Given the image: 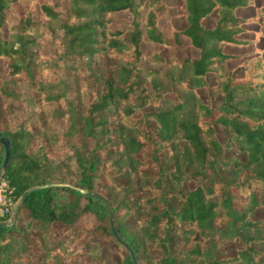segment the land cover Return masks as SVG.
Wrapping results in <instances>:
<instances>
[{
  "label": "trees",
  "instance_id": "trees-1",
  "mask_svg": "<svg viewBox=\"0 0 264 264\" xmlns=\"http://www.w3.org/2000/svg\"><path fill=\"white\" fill-rule=\"evenodd\" d=\"M170 1L176 2L179 14H171V4L165 0H67L64 10L63 0H0V64L5 61L6 67V77H0V118L24 107L25 98L17 91L20 82L41 84L31 47L52 40L56 49L50 59L57 63L73 57L65 72L80 77L84 87L78 88V100L68 98L64 88L58 96L43 93L36 107L40 110L46 102L65 99L66 107L55 108L50 116L67 125L64 136L71 156L66 161L73 158L80 170L76 186L94 191L100 166L136 184L122 188V198L109 203L114 228L133 250L137 264L152 250L163 253L154 264H260L264 219L253 220L251 214L264 208V0ZM13 3H21L24 11L11 23ZM124 11L130 14L129 28H111L113 14ZM212 15L215 20L208 25ZM162 16L172 24L182 19L184 25L166 35L158 25ZM143 44L156 45V52L146 56ZM168 47L197 51L192 57L170 59L188 73L194 88L206 90L207 101L192 106L194 120L179 117L182 101L159 108L167 99L164 95L177 94L188 85L181 77L149 67L154 59L163 60L158 53ZM230 47L248 51L233 53ZM234 61L238 63L230 67ZM73 112L80 117L74 119ZM215 126L227 131L224 142ZM76 132L92 140L93 146L69 144ZM0 136L11 141L0 180L12 188L14 200L21 198L17 221L0 226V264H57L68 259L58 246L36 256L32 240L23 236L20 213L28 216L25 229L31 226L46 235L59 225L67 229V236L81 217L93 214V224L78 240L84 250L91 238H113L106 206L99 198L69 186L27 191L63 182L44 148L30 149L31 132L12 131L6 124ZM230 148L240 151L244 160L237 155L226 159ZM100 151L107 153L105 160ZM118 152L127 160L119 169ZM186 153L187 173L183 172ZM3 158L0 144V167ZM218 165L231 169L230 181ZM184 177L195 186L182 188ZM138 185L150 192L141 199L146 217L125 228L118 211ZM174 238L180 239L178 251L170 256L168 245ZM236 240L243 247L234 256L215 257L217 248ZM114 241L118 264H132L126 248Z\"/></svg>",
  "mask_w": 264,
  "mask_h": 264
},
{
  "label": "rangeland",
  "instance_id": "rangeland-1",
  "mask_svg": "<svg viewBox=\"0 0 264 264\" xmlns=\"http://www.w3.org/2000/svg\"><path fill=\"white\" fill-rule=\"evenodd\" d=\"M165 1H168V4H171V14H179L176 2H171L170 0ZM66 4L67 0H63L61 7L62 10L66 8ZM23 11V5L21 3H13L10 9L9 21L11 23L16 22L19 15ZM113 17L114 23L111 25V28H129L130 14L128 12L124 11L115 13L113 14ZM214 20V15L208 17L207 24L212 25ZM175 22L172 24L167 17L162 16L158 20V25L163 28L166 35H171L174 27L181 28L184 25V21L182 19H176ZM141 48L146 56L153 55L157 50V47L154 44H143ZM55 49L56 47L54 42L49 39L44 40L42 43H36L31 47L33 53L32 64L37 68V70H39L40 75L38 76V80L41 84L23 81L17 85V91L25 98V105L22 109L16 111L8 117H1L0 130L8 124V128L12 131L22 128L31 132L33 134V139L30 142V149L37 150L38 146H42L48 159L52 164L56 165L57 170H59L57 175L61 177V180H63V182L75 184L79 177L80 170L75 164L73 158L66 161V158L71 156V152L68 148V144H66V138L64 136L67 125L60 119L52 120L50 116L55 108L66 107L65 99L59 98L55 101L46 102L42 104L40 110L36 107L40 100L39 98L43 93L50 96H58L61 92L60 90L64 88L68 98L78 100L80 95L78 88L84 87L80 77L76 75H69L65 72V68L72 65L73 57H68L57 63L50 59V56L55 52ZM229 50L233 53H238L243 52V50L248 51V48H244L242 50L241 48L230 47ZM196 54L197 51L189 47H168L158 53V58L163 60L154 59L151 63H148L149 67L161 69L176 79L181 77L188 82L187 87L180 89L177 94L171 92L164 95L167 99L159 108L168 109L172 104L182 101V109L178 112L179 117L183 118L186 116L192 120H194L196 116L192 106L201 101H207L206 90L204 87L194 88V84L193 82H190L188 73L181 70L176 65L171 64L172 62L170 59L175 58L180 60L185 57H192ZM237 63L238 61L230 62L229 66L234 67ZM0 77H6L5 61L0 64ZM210 78L211 77H208V82L213 84V80ZM149 84L150 82H147V85ZM151 108L155 109V107H150V109ZM79 117L80 113L73 112L74 119ZM148 125L152 126L153 122H148ZM215 131L220 142H224L228 136L227 131L219 126H215ZM69 144H76L80 148L88 149L93 146V141L81 137V135L76 132V134L69 139ZM99 154L104 160L107 158L106 152L100 151ZM115 155L117 158L121 159L117 162V165L115 164V166H118L117 169H119V166L123 168V165L127 164V160L124 159V155L119 152ZM232 155H237L240 159L244 160V155L240 151L231 148L225 151L224 157L229 159ZM184 160L186 161V166L184 167L183 172L187 173L190 169L189 156L187 153ZM63 166L64 171L62 172ZM218 169L226 181H230L232 174L231 169L222 165H218ZM96 174L97 177L94 184V191L106 198L108 202L110 200H113V202L120 200L123 196L121 190L125 186L131 185L134 187L136 185L130 181L128 176L124 174H113L112 172L105 170L103 166L98 168ZM207 178H209V176H207ZM181 186L184 189H190L195 186V182L190 178L184 177L181 180ZM149 194L150 192L146 188L139 185L130 193L128 192V202L126 206H121L118 211V215L120 219H122V225L125 228H131L135 222L146 217V210L141 199L143 196ZM58 196L63 198V193H58ZM18 209L19 206L16 208V217L18 214L17 212L19 211ZM16 217L14 223L17 221ZM20 217L23 221V236L32 240V252L36 256L43 253L45 248L58 246L66 252L68 259L66 262H58L57 264H118L119 262L117 244L115 243L114 238H91L88 250H84L82 246L79 245L78 240L81 236H83L84 230L91 226L94 222V215L91 213L81 217L79 221L71 227L73 233L69 236L65 235V230L67 229L59 225H55L52 231L46 235L40 234L31 226L27 227L25 225V229L24 224L27 222L28 216L20 213ZM251 218L253 220L264 219V208L256 209V211L251 214ZM19 221L21 222V220ZM13 234H17L18 236L17 232H13ZM179 241V238H174L169 243L168 254L170 256L178 251ZM242 247V243L239 240H236L227 246L217 248L214 251L215 257L217 259L232 257L235 255L236 250ZM162 256L163 253L160 250L149 251L145 255L141 264H154L153 260ZM260 264H264V261Z\"/></svg>",
  "mask_w": 264,
  "mask_h": 264
},
{
  "label": "water",
  "instance_id": "water-1",
  "mask_svg": "<svg viewBox=\"0 0 264 264\" xmlns=\"http://www.w3.org/2000/svg\"><path fill=\"white\" fill-rule=\"evenodd\" d=\"M0 144L2 145L3 149H4V158H3V162L2 165L0 167V179L2 178V175L4 174V172L6 171V167H7V162H8V156H9V151H10V147H11V141L9 139V137L7 136H0ZM58 186H69V187H73L75 188L80 194L82 195H89V196H93L96 198H99L101 201L104 202L105 206H106V210H107V214L109 217V221H110V228H111V232H112V236L113 238L120 243L121 245H123L131 260H132V264H137L136 262V258L134 256L133 250L130 248V246H128V244L122 240L119 235L117 234L115 228H114V224H113V218H112V211H111V207L110 204L108 202V200L106 198H104L102 195L98 194L97 192L90 190L88 188L85 187H79L76 186L75 184H71V183H67V182H53V183H47V184H41V185H37V186H32L30 188L27 189V191H32L34 189L37 188H43V187H58ZM21 198H18L17 203H16V208L20 205ZM16 217V209L15 211L12 213V215L10 216L9 219L7 220H0V226H8L14 223Z\"/></svg>",
  "mask_w": 264,
  "mask_h": 264
},
{
  "label": "built area",
  "instance_id": "built-area-1",
  "mask_svg": "<svg viewBox=\"0 0 264 264\" xmlns=\"http://www.w3.org/2000/svg\"><path fill=\"white\" fill-rule=\"evenodd\" d=\"M12 188L5 181L0 180V217L7 220L16 209V200L12 197Z\"/></svg>",
  "mask_w": 264,
  "mask_h": 264
}]
</instances>
